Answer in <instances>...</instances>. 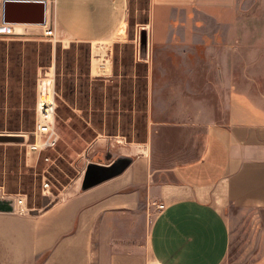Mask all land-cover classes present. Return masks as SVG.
I'll use <instances>...</instances> for the list:
<instances>
[{
    "label": "crops",
    "instance_id": "crops-1",
    "mask_svg": "<svg viewBox=\"0 0 264 264\" xmlns=\"http://www.w3.org/2000/svg\"><path fill=\"white\" fill-rule=\"evenodd\" d=\"M5 1L46 2V26L4 25ZM132 3L0 0V25L55 27L57 42L92 49V76L109 78V47L130 40ZM145 14L136 32L147 39L146 144L117 174L87 163L26 214L0 187V264H264V0H147ZM38 16L34 7L8 19ZM193 80L209 81L200 94L220 102H190ZM243 215L253 216L255 249L227 263Z\"/></svg>",
    "mask_w": 264,
    "mask_h": 264
},
{
    "label": "rangeland",
    "instance_id": "rangeland-1",
    "mask_svg": "<svg viewBox=\"0 0 264 264\" xmlns=\"http://www.w3.org/2000/svg\"><path fill=\"white\" fill-rule=\"evenodd\" d=\"M146 8L147 0H133L130 40L109 47L115 60L109 78L92 76V49L88 45L57 42L46 37L42 29L18 32L0 25V136L33 131L41 80L53 78L58 94L55 126L61 141L52 155L53 164L28 167L24 143H0V187L9 194L26 195L30 209L51 203L87 163H118L123 155H134L137 145L146 144L148 81L145 57L138 54L141 34L137 37L136 32L147 20ZM104 57L109 62L107 55ZM190 83L198 92L188 97L190 102H220L219 96L200 94L209 81ZM159 100L161 103L163 98ZM174 140L177 145L176 136ZM44 180L51 185L46 195ZM252 217L241 216L242 223L235 227L234 248L227 263L243 259V250L254 251L257 239ZM245 257L242 264L252 258Z\"/></svg>",
    "mask_w": 264,
    "mask_h": 264
},
{
    "label": "built area",
    "instance_id": "built-area-1",
    "mask_svg": "<svg viewBox=\"0 0 264 264\" xmlns=\"http://www.w3.org/2000/svg\"><path fill=\"white\" fill-rule=\"evenodd\" d=\"M44 35L56 40L55 27L47 28ZM140 50H138V54ZM58 94L53 78H46L39 82L36 99V121L34 129L30 133H23L18 136L24 137L26 152V163L28 167H36L39 164L48 166L53 164L52 155L57 151L61 137L55 126ZM44 195L50 193L51 185L43 181ZM6 201H11L14 209L19 214H26L30 210L28 197L26 195L4 194ZM163 209L164 206H160Z\"/></svg>",
    "mask_w": 264,
    "mask_h": 264
},
{
    "label": "water",
    "instance_id": "water-1",
    "mask_svg": "<svg viewBox=\"0 0 264 264\" xmlns=\"http://www.w3.org/2000/svg\"><path fill=\"white\" fill-rule=\"evenodd\" d=\"M34 7H37L39 9V16L38 19L34 21H29L27 19L21 20V21H11L8 19L9 14L16 13L20 16H24L25 18L28 17L29 12L33 10ZM4 25H30V26H38V27H44L46 26V2L44 1H37V2H29V1H5L3 3V20ZM145 34V33H144ZM141 54L145 57L147 53V39L145 36H141V48H140ZM6 140H20V143H24V137L18 136V135H4L0 136V143L7 142ZM125 161H121L118 163H113L111 167L108 169L105 168L104 170L115 172V174L122 172L127 167ZM90 168H93L91 165ZM89 168V169H90ZM117 172V173H116ZM84 189H87V185L84 183L83 185Z\"/></svg>",
    "mask_w": 264,
    "mask_h": 264
}]
</instances>
